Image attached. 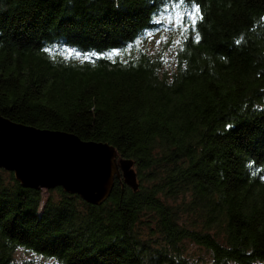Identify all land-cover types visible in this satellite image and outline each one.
Returning <instances> with one entry per match:
<instances>
[{
    "label": "trees",
    "instance_id": "1",
    "mask_svg": "<svg viewBox=\"0 0 264 264\" xmlns=\"http://www.w3.org/2000/svg\"><path fill=\"white\" fill-rule=\"evenodd\" d=\"M176 9L191 19L169 78L137 43ZM0 115L107 142L138 180L115 177L96 205L57 186L41 206L0 168V264L18 248L42 264H202L186 241L207 264H264V0H0Z\"/></svg>",
    "mask_w": 264,
    "mask_h": 264
},
{
    "label": "water",
    "instance_id": "2",
    "mask_svg": "<svg viewBox=\"0 0 264 264\" xmlns=\"http://www.w3.org/2000/svg\"><path fill=\"white\" fill-rule=\"evenodd\" d=\"M0 168L12 171L23 187L60 186L95 205L108 197L115 177L134 191L138 188L134 160L116 158V149L107 142L84 141L72 133L23 125L1 115Z\"/></svg>",
    "mask_w": 264,
    "mask_h": 264
},
{
    "label": "rangeland",
    "instance_id": "3",
    "mask_svg": "<svg viewBox=\"0 0 264 264\" xmlns=\"http://www.w3.org/2000/svg\"><path fill=\"white\" fill-rule=\"evenodd\" d=\"M176 9L174 11L168 10L161 15L164 23H170L174 26L173 29H165L158 32L148 33L143 40L137 43L139 48L149 55H161L160 74H166L169 78L176 68V50L178 47L179 37L181 32L187 29V22L191 16H185ZM180 35V36H179ZM42 195V204L49 194V190L40 189ZM57 197L56 193L53 194ZM185 255L192 261H201L202 264L210 262V252L192 242H185ZM15 264H42L44 259L42 256L35 255L30 251L18 248L14 252Z\"/></svg>",
    "mask_w": 264,
    "mask_h": 264
},
{
    "label": "snow or ice",
    "instance_id": "4",
    "mask_svg": "<svg viewBox=\"0 0 264 264\" xmlns=\"http://www.w3.org/2000/svg\"><path fill=\"white\" fill-rule=\"evenodd\" d=\"M199 16V9L196 8L194 9V18H193V24H195V17ZM197 40H199V36H197ZM237 43H239V41H237Z\"/></svg>",
    "mask_w": 264,
    "mask_h": 264
}]
</instances>
